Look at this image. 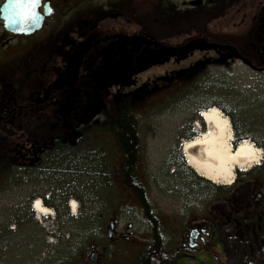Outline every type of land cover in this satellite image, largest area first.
Wrapping results in <instances>:
<instances>
[{
    "label": "flooded vegetation",
    "instance_id": "af4514ba",
    "mask_svg": "<svg viewBox=\"0 0 264 264\" xmlns=\"http://www.w3.org/2000/svg\"><path fill=\"white\" fill-rule=\"evenodd\" d=\"M148 1L39 0L32 9L33 18L21 15L10 0H0V184L15 171L47 170L41 177L45 179L53 168L69 169L95 160L101 163L100 174L112 177L113 183L125 190L124 206H140L124 185L123 176L125 164L132 159H138L131 165L140 170V153L131 158L117 145L116 133L108 130L112 121L109 111L115 106L121 116L125 111L136 115L139 89L153 92L167 88L172 65L180 67L191 60L190 66L197 61L193 58L202 55L195 53L184 62L172 59L147 63L148 55L154 57L164 47H179L169 45L168 39L184 38V33L166 30L168 24L182 23L185 17L174 0H154L151 10ZM169 12L173 14L171 20ZM260 23L264 35V16ZM187 39L204 40L195 36ZM100 132L108 134L115 145L102 144ZM245 177L230 188L233 192L223 206L210 211L206 222L188 226L181 245L185 251L213 250L218 243L223 251L229 243L214 239L224 231L218 228L224 219L230 216L227 222L236 225L237 217L255 211L264 213V168ZM245 179L248 183L243 185ZM3 211L0 208V214ZM36 221L37 216L30 212L12 231L9 220L0 225L4 244H21L18 252L22 256L13 264H73L67 250L69 231L56 224L51 225L52 231L49 225L42 229ZM118 227V214L114 212L107 229L111 241L119 239ZM125 227L132 230L133 225ZM91 249L100 264L103 256L98 247L92 245ZM184 256L190 263L201 259ZM0 259L5 262L1 252ZM225 259L231 264L232 258Z\"/></svg>",
    "mask_w": 264,
    "mask_h": 264
},
{
    "label": "rangeland",
    "instance_id": "374dc122",
    "mask_svg": "<svg viewBox=\"0 0 264 264\" xmlns=\"http://www.w3.org/2000/svg\"><path fill=\"white\" fill-rule=\"evenodd\" d=\"M201 1L208 0H174L183 11L193 10V13L185 14L182 23L168 26L166 32L176 33L196 23L195 19L203 15ZM209 1L214 3V0ZM259 1L264 0H237V4L244 9L252 6L251 13L247 17L238 16L231 6L226 10L228 19L224 24L219 21L225 20L222 17H205L211 18L208 21L209 28L221 30L248 22L251 18L256 19V16H252L256 15L258 7L264 13V4H259ZM155 4L154 0L148 1V9L151 10ZM245 11L248 13V10ZM258 26V33L253 34L255 39L262 38L263 34L260 21ZM231 28L235 30V27ZM230 35L234 33L231 31ZM188 37L191 36H172L167 43L180 46L181 43L185 44ZM195 59L197 57L193 61ZM229 59L222 65H205L190 74L186 67L191 60L180 67L172 65L167 88L153 92L141 88L135 96L140 135V177L161 224L164 248L173 255L168 258L169 264H229L225 259L229 256V250L220 251V243L213 250L207 247L187 252L181 247L188 226L206 222L210 211L223 206L230 194V191L219 190L226 186L215 185L196 174L187 166L182 155V144L201 135L195 124L201 126L202 133L205 130L199 113L211 108L223 113L231 122L234 143L237 141L235 128L261 142L260 146L254 144L263 151L261 164L249 172L237 171L232 187L244 180L246 175L264 168V73L254 71L235 58ZM101 134L102 144L110 147L115 145L108 134ZM251 142L255 143L254 140ZM75 161L78 163V160ZM97 162L84 161L69 169L56 167L49 170L50 174L45 179L41 177L43 172L48 173L47 170H19L11 173L0 184V208L4 209L0 214V225L7 219L9 230L12 231L19 220L26 218L30 212L35 214L31 202L39 198L55 215L42 218L41 223L37 219L35 223L42 229L44 225H49L47 228L52 231L51 225L56 224L69 231L71 238L68 239L67 250L73 258V264H91L92 245H96L103 256L100 264H135L140 254L152 243V228L140 207L124 206L122 196H126L125 190H121V185H115L112 177L107 179L100 174L102 166ZM247 183L246 179L242 182L243 185ZM232 187L228 186L227 189ZM73 200L79 206L76 216L71 214L68 206ZM114 212L119 218L116 230L119 239L111 241L107 229ZM128 224L133 225L132 230H126ZM228 237L225 231L219 232L214 241H226ZM3 240L0 237V252L5 256V262L0 259V264H13L22 256L18 252L21 244L11 241L4 244ZM207 249L210 250L209 254H204ZM185 254L201 259H196L197 263H190Z\"/></svg>",
    "mask_w": 264,
    "mask_h": 264
},
{
    "label": "trees",
    "instance_id": "16d2710c",
    "mask_svg": "<svg viewBox=\"0 0 264 264\" xmlns=\"http://www.w3.org/2000/svg\"><path fill=\"white\" fill-rule=\"evenodd\" d=\"M201 4L203 5L201 8L203 15L199 19H195L198 22L196 21L193 25L188 26L186 29H182L181 32L185 35L188 34L189 36H195L196 38H203L204 41L209 43H222L226 46H233L254 66L264 68V35L262 34V38L260 39H255L253 35L254 33H258V24L260 18L264 14L261 13L262 9L258 7L256 15L252 16H256V19L251 18L248 22L244 21L240 24L231 26L235 27V30L231 27H225L221 30H212L208 26V21L211 18L205 17L211 15H215V17L218 18L222 17V19L225 20L219 21H222L221 24H224L223 22H226L228 19L226 18L227 8L233 7L232 10L237 11L238 16L247 17L248 14L251 13L253 7L250 6L251 8L244 9L240 4H237V0H214V3H211L208 0L207 2L201 1ZM162 10L163 8L161 11ZM245 10H248V13ZM169 13L171 20L173 14L172 12ZM184 13L192 14L193 10H187ZM170 25L171 24H168V26ZM164 26L165 25L161 27ZM231 31L234 33L233 36L230 35ZM229 58L228 53L225 52H217L216 55H201L197 58L196 62L186 68V71L190 74L189 72L193 71L195 73L196 70L203 68L205 65H222L230 60ZM222 110L226 111L224 108H222ZM109 112L112 114V117H110L112 121L110 126H108V130L116 133L117 145L123 149V152L126 151L125 155L133 158V155H138L140 153V135L138 124L136 122V115L131 111H125L121 116V112L115 106ZM235 131L238 143L243 140L251 139L255 141L256 145H261V142L253 138L251 134H245L236 128ZM91 161L96 162L95 160ZM133 161L138 162V159H132L129 163L125 164L123 169L124 185L129 190L131 189L133 195L136 196L140 205L139 207L150 224L153 232L151 245L140 254L135 264H169L170 262L167 263L168 258H170L172 254H168L164 248L163 237L161 235V224L158 217L155 215L150 199H148L146 187L144 186L143 179L140 177L139 167L131 165ZM1 175L0 171V176ZM219 190L230 191L229 193L233 191V189L227 188H220ZM65 213L68 216V211ZM233 216L235 215L233 214ZM229 219L230 216L229 218L224 219L218 228L223 229L225 234L230 236L224 241L229 243V246H224L223 248L225 251L229 250V256L230 254L232 255L230 257L227 256L228 258H232L230 260L231 264H264V213L255 211L237 217L238 224L236 225L227 222ZM157 261H159V263H156Z\"/></svg>",
    "mask_w": 264,
    "mask_h": 264
},
{
    "label": "bare ground",
    "instance_id": "6f19581e",
    "mask_svg": "<svg viewBox=\"0 0 264 264\" xmlns=\"http://www.w3.org/2000/svg\"><path fill=\"white\" fill-rule=\"evenodd\" d=\"M200 117L205 125L204 132L182 144L184 160L196 174L215 185L228 187L232 186L237 171L249 172L261 164L263 151L253 142L243 141L233 150L231 122L217 108L201 111ZM69 205L71 214L76 215L78 204L73 200ZM32 210L38 214V219L53 215L41 199L34 201Z\"/></svg>",
    "mask_w": 264,
    "mask_h": 264
},
{
    "label": "water",
    "instance_id": "95a60500",
    "mask_svg": "<svg viewBox=\"0 0 264 264\" xmlns=\"http://www.w3.org/2000/svg\"><path fill=\"white\" fill-rule=\"evenodd\" d=\"M205 50H216V51L227 52L230 58L241 60L244 64L248 65L253 70L264 73V69H259L254 67L251 63H249L245 58L242 57V55L235 47L210 44L198 40L190 41L187 44L177 48L164 47L163 50L155 54L154 57H150L148 55L145 61L150 65H154L157 63L170 62L172 59L182 60L188 58L195 52L205 51ZM68 76L71 77L72 73L69 72ZM65 78H66V74L64 75L63 79ZM91 258L93 261L95 262L97 261L96 254H93Z\"/></svg>",
    "mask_w": 264,
    "mask_h": 264
},
{
    "label": "snow or ice",
    "instance_id": "6c2138e0",
    "mask_svg": "<svg viewBox=\"0 0 264 264\" xmlns=\"http://www.w3.org/2000/svg\"><path fill=\"white\" fill-rule=\"evenodd\" d=\"M10 3L13 4L16 9L20 10L21 15L35 18L32 9L39 3V0H10Z\"/></svg>",
    "mask_w": 264,
    "mask_h": 264
}]
</instances>
